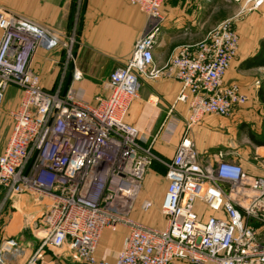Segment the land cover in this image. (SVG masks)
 I'll return each instance as SVG.
<instances>
[{
    "label": "built area",
    "instance_id": "obj_1",
    "mask_svg": "<svg viewBox=\"0 0 264 264\" xmlns=\"http://www.w3.org/2000/svg\"><path fill=\"white\" fill-rule=\"evenodd\" d=\"M128 1L146 15V24L130 57L109 74L108 95L95 103L72 86L64 95L46 90L32 69L40 48H62L72 59L74 34L60 38L0 4V101L10 85L21 92L9 110L12 124L0 151V215L8 200L21 194L47 202L28 218L38 245L20 264H46L47 251L87 264H264V176L245 171L224 149L200 158L189 136L205 116L232 118L248 99L236 82L224 80L239 46L233 18L195 42L175 46L161 66H154L163 0ZM263 3L242 0L237 15ZM139 77H170L180 84L166 119L177 102L187 105V114L169 160L152 150L154 137L146 142L140 129L125 121ZM80 78L75 68L73 79ZM153 161L165 167L163 227L133 217L136 209L153 207L151 199L140 198ZM120 227L126 234L114 260H99L103 230ZM19 248L14 237L3 238L0 264H8L6 254Z\"/></svg>",
    "mask_w": 264,
    "mask_h": 264
},
{
    "label": "crops",
    "instance_id": "obj_2",
    "mask_svg": "<svg viewBox=\"0 0 264 264\" xmlns=\"http://www.w3.org/2000/svg\"><path fill=\"white\" fill-rule=\"evenodd\" d=\"M0 4L52 29L60 38L76 32L77 43L73 48L72 59L66 58L62 48L53 51L40 48L34 56L32 69L39 75L40 84L46 90L64 95L72 86L81 90L84 98L91 103H95L97 97L108 95L106 82L109 74L130 57L134 42L146 24V15L128 0H0ZM203 5L204 0H163L161 10L164 21L153 52L154 66H161L175 46L195 42L204 36L208 29L203 31ZM259 15L261 17L257 18ZM235 27L239 34L238 51L224 80L236 82L240 86L248 98L246 103L251 99L264 101V63L259 62L258 58L262 50L260 43L264 39V3ZM75 68L81 73L79 80L73 79ZM179 90V82L170 77H139L138 95L132 100L125 116L126 122L140 129L146 142L155 138L152 150L164 160L173 156L185 124L187 105L183 102L175 103L171 115L166 119L168 108L174 104ZM20 95L17 86H8L3 95V109L15 107ZM245 104L238 109L237 115L244 112ZM216 119L221 121L220 117L207 115L189 131L202 159L220 143L219 137L212 135ZM155 134H158L157 137ZM4 144L5 140L0 137V151ZM257 148H264V145H258ZM238 160L245 171L264 176L254 165L249 164L248 168L242 160ZM166 183L165 167L153 161L146 172L140 194L141 199H151L153 207L147 212L136 209L134 218L153 226L165 225L166 218L160 212V203ZM158 193L159 199L156 200ZM1 194L0 188V198ZM34 200L29 194L16 196L6 202L0 215V241L12 236L20 244L19 249L6 254L8 264H20L38 245L24 218L23 208H32L31 212L36 216L47 202L43 200L38 205ZM125 234L124 228L115 232L104 229L97 258L112 262L116 251L123 244ZM45 258L46 264H87L67 253L47 251ZM170 264L189 263L174 260Z\"/></svg>",
    "mask_w": 264,
    "mask_h": 264
},
{
    "label": "rangeland",
    "instance_id": "obj_3",
    "mask_svg": "<svg viewBox=\"0 0 264 264\" xmlns=\"http://www.w3.org/2000/svg\"><path fill=\"white\" fill-rule=\"evenodd\" d=\"M241 4L242 0H204V5L202 6L204 12L201 14V16H203L202 19L204 20L203 31H206L227 18H233L234 23L240 25V22L251 15L252 12L249 11L237 15ZM259 17L261 16H257V18ZM71 34H74L75 46L77 43L76 32L73 31ZM11 108L8 110L3 109L2 98L0 101V137L5 140V142L12 124L9 117V110ZM243 110L244 112H241L239 115L236 114L232 118H221V121H218V119L214 120V123L216 124L214 126H216V128L212 130L216 133L213 132L212 135H217L220 143L211 151L217 149L227 150L229 153L233 154L236 159L242 160L248 168L249 164H251L257 167L261 173H264L262 172L264 171V148H257L258 145L250 137L253 135V137L258 140L263 138L264 101L260 102L259 100L255 101V99H251L243 106ZM157 199H159V193L157 194L156 200ZM34 202L40 205L38 201L34 200ZM32 210V208H23L26 221H30L28 218L34 215V212H31Z\"/></svg>",
    "mask_w": 264,
    "mask_h": 264
},
{
    "label": "trees",
    "instance_id": "obj_4",
    "mask_svg": "<svg viewBox=\"0 0 264 264\" xmlns=\"http://www.w3.org/2000/svg\"><path fill=\"white\" fill-rule=\"evenodd\" d=\"M260 46H261V51L258 53V58H259V62H263L264 63V39L261 41L260 43ZM257 57V56H256ZM251 139L254 140V142L257 144V145H264V133H263V138L258 140L256 138L253 137V135L250 136Z\"/></svg>",
    "mask_w": 264,
    "mask_h": 264
}]
</instances>
